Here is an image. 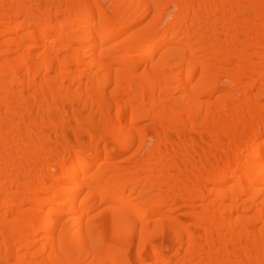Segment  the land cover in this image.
Here are the masks:
<instances>
[{
	"label": "bare ground",
	"instance_id": "obj_1",
	"mask_svg": "<svg viewBox=\"0 0 264 264\" xmlns=\"http://www.w3.org/2000/svg\"><path fill=\"white\" fill-rule=\"evenodd\" d=\"M0 264H264V0H0Z\"/></svg>",
	"mask_w": 264,
	"mask_h": 264
}]
</instances>
